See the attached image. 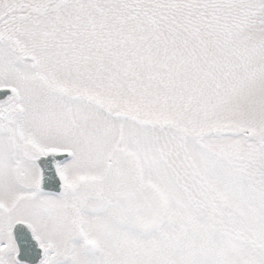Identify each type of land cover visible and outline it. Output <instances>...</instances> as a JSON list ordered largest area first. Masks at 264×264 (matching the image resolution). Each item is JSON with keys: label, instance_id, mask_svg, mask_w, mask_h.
I'll list each match as a JSON object with an SVG mask.
<instances>
[{"label": "snow or ice", "instance_id": "6c2138e0", "mask_svg": "<svg viewBox=\"0 0 264 264\" xmlns=\"http://www.w3.org/2000/svg\"><path fill=\"white\" fill-rule=\"evenodd\" d=\"M0 264H264V0H0Z\"/></svg>", "mask_w": 264, "mask_h": 264}]
</instances>
